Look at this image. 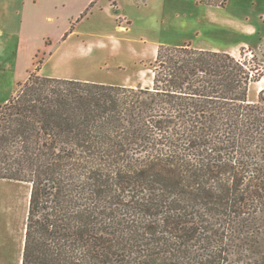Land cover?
<instances>
[{
	"label": "trees",
	"instance_id": "trees-1",
	"mask_svg": "<svg viewBox=\"0 0 264 264\" xmlns=\"http://www.w3.org/2000/svg\"><path fill=\"white\" fill-rule=\"evenodd\" d=\"M263 58L160 46L150 87L17 83L0 179L31 187L21 264H264Z\"/></svg>",
	"mask_w": 264,
	"mask_h": 264
},
{
	"label": "rangeland",
	"instance_id": "rangeland-1",
	"mask_svg": "<svg viewBox=\"0 0 264 264\" xmlns=\"http://www.w3.org/2000/svg\"><path fill=\"white\" fill-rule=\"evenodd\" d=\"M92 1L0 0V100L37 69L42 77L150 87L160 46L236 56L245 48L263 58L264 0ZM263 88L251 84L248 100L256 103ZM30 191L0 179V264H21Z\"/></svg>",
	"mask_w": 264,
	"mask_h": 264
},
{
	"label": "crops",
	"instance_id": "crops-1",
	"mask_svg": "<svg viewBox=\"0 0 264 264\" xmlns=\"http://www.w3.org/2000/svg\"><path fill=\"white\" fill-rule=\"evenodd\" d=\"M95 1V0H94ZM94 1H92L91 3H93ZM91 5V4H90ZM236 56V55H235ZM29 77V76H28ZM27 77V78H28ZM27 78H26V80H27ZM25 80V81H26ZM8 100H7V98L5 99V98H3L2 100H0V107L4 104V103H6Z\"/></svg>",
	"mask_w": 264,
	"mask_h": 264
}]
</instances>
